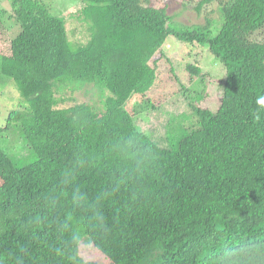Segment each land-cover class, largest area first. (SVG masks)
Returning a JSON list of instances; mask_svg holds the SVG:
<instances>
[{"label":"trees","instance_id":"16d2710c","mask_svg":"<svg viewBox=\"0 0 264 264\" xmlns=\"http://www.w3.org/2000/svg\"><path fill=\"white\" fill-rule=\"evenodd\" d=\"M10 1L21 29L0 71L25 107L0 131L18 123L34 158L0 146V264H264V41L251 38L264 18L239 26L233 0H218L219 18L194 31L151 0H83L77 42L48 4ZM249 1L264 14V0ZM170 36L206 45L225 77L217 108L191 104L196 126L164 144L126 101L154 84ZM75 81L105 89L101 104L57 106L55 86Z\"/></svg>","mask_w":264,"mask_h":264},{"label":"rangeland","instance_id":"374dc122","mask_svg":"<svg viewBox=\"0 0 264 264\" xmlns=\"http://www.w3.org/2000/svg\"><path fill=\"white\" fill-rule=\"evenodd\" d=\"M49 5L53 14L66 19V28L70 41L84 42L88 36L87 22L81 19L80 8L83 0H41ZM199 0H151L153 7H166L176 28L191 27L199 30L200 24H205L207 18L218 19V0H213L197 8ZM233 9L243 13L235 24L241 26L252 17L264 18V14L255 12L249 0H233ZM215 25V24H214ZM218 25V24H216ZM21 29L20 23L13 16L10 0H0V52L8 54L9 37L15 36ZM183 29V28H182ZM217 29L214 30V32ZM180 32V31H178ZM174 36V34H173ZM170 36L162 45L161 52L154 56L156 79L151 88L142 94H134L126 101V107L131 113L138 114L137 122L153 137L165 144L166 132L178 133L179 127L192 128L196 126L197 117L191 104L201 108L215 110L219 105L221 89L220 82L225 77V68L209 51L206 45L184 41ZM251 38L264 41V26L252 33ZM151 62V61H150ZM200 69L202 83L199 86V99L188 98L185 93H193L196 88L194 78L188 65ZM78 81L68 85L55 86L54 94L57 106H66L73 100H95L101 104L103 88L96 87L92 82ZM73 88V89H72ZM105 90V89H104ZM103 90V91H104ZM24 99L15 82L0 71V127L6 123L11 109L24 110ZM18 123L14 122L8 129L0 131V146L20 163L29 162L34 158L33 152L21 141ZM167 144V143H166Z\"/></svg>","mask_w":264,"mask_h":264},{"label":"clouds","instance_id":"9594fccd","mask_svg":"<svg viewBox=\"0 0 264 264\" xmlns=\"http://www.w3.org/2000/svg\"><path fill=\"white\" fill-rule=\"evenodd\" d=\"M258 104L264 105V97H260L257 101Z\"/></svg>","mask_w":264,"mask_h":264}]
</instances>
